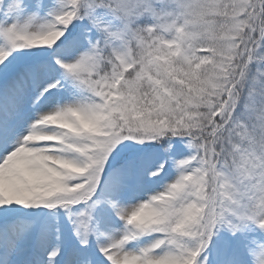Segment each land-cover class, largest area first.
<instances>
[{
  "label": "snow or ice",
  "instance_id": "1",
  "mask_svg": "<svg viewBox=\"0 0 264 264\" xmlns=\"http://www.w3.org/2000/svg\"><path fill=\"white\" fill-rule=\"evenodd\" d=\"M0 264H264V0H0Z\"/></svg>",
  "mask_w": 264,
  "mask_h": 264
}]
</instances>
